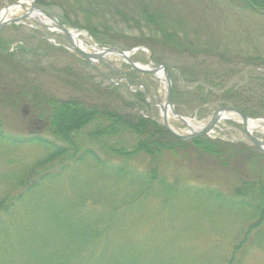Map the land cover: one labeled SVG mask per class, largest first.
<instances>
[{"label":"rangeland","instance_id":"374dc122","mask_svg":"<svg viewBox=\"0 0 264 264\" xmlns=\"http://www.w3.org/2000/svg\"><path fill=\"white\" fill-rule=\"evenodd\" d=\"M18 1L29 7L28 0H0V11ZM37 2L85 33L86 45L142 48L130 56L141 65L151 55L168 72L176 114L193 125L230 106L223 97L239 101L248 118L264 120V14L242 0ZM66 45L30 20L0 30V264H264V203L250 206L257 210L251 213L232 201L255 200L252 191L236 195L241 180L264 181V155L257 157L237 118L204 136L218 146L215 154L178 140L159 125L157 107L128 96L146 91L150 102L163 103L157 78L124 73L128 66L114 56L106 57L109 65L92 64ZM48 98L154 121L164 132L149 124L146 131L162 149L155 159L141 151L119 156L112 150H128L140 136L93 139L86 136L90 126L73 142L58 139L46 119ZM167 121L188 133L173 116ZM254 133L264 142L262 129ZM33 138L66 154L52 158ZM86 150L98 159L78 158Z\"/></svg>","mask_w":264,"mask_h":264},{"label":"trees","instance_id":"16d2710c","mask_svg":"<svg viewBox=\"0 0 264 264\" xmlns=\"http://www.w3.org/2000/svg\"><path fill=\"white\" fill-rule=\"evenodd\" d=\"M35 1H38L37 3L41 2V0H35ZM242 2L247 9H250L253 12L255 11L256 13L258 12V13L264 14V0H242ZM59 19L60 20L62 19L61 15ZM107 89L117 90V86L109 85ZM128 94L129 93L126 92V95ZM128 96L138 99V101L141 104L145 103L143 98L138 93L129 94ZM223 98L225 99L224 101L225 103L245 112V110L242 109L239 101H236L235 99L230 100L229 98H226V97H223ZM77 102L78 101L74 99L70 101L69 100L61 101L57 99L48 98L47 104L49 105V113L46 119L50 120L49 122H50V125L52 126L53 136L57 137L58 139H64L69 142H73V137L76 138L79 135L81 129L85 126H90V129L87 132L86 136L93 137V139L101 138V136H105L107 138L110 135L116 136L118 134L126 133L127 131H129V132H133L134 134L140 136V139L136 143L134 142V146L128 150H124L122 148L113 149L112 151L114 154H118L119 156L125 154V157L127 158L129 155L137 151H141L142 153L148 155V157H151L153 159H155V157L159 155L162 149L161 144H159L154 139V136L152 133H149L148 131H146V126L148 124L153 129V131H157L154 133H160L163 131L162 130L163 128L161 129V127L158 126L154 121L144 119L141 116H134L130 114L121 115V114H118L114 110H111L107 107H102L100 105L80 106L79 102L78 103ZM82 131L80 134H83ZM141 136L143 137L142 139H141ZM33 140L38 141L42 146L49 148V150L51 151L50 156L52 158L62 157V155L66 154L65 149L59 145L56 146L54 144H51L53 146H49L48 144L41 142L37 140L36 138H33ZM7 141L12 143V142H16L17 140L11 137H8ZM188 143H192L199 147H205L206 149L210 150V153L212 154H215L218 152V146L214 145L211 141L207 140L204 137L189 140ZM115 147H109V148H115ZM69 149H72V147ZM75 150L76 149L73 148V152H75ZM77 150L79 149L77 148ZM87 154L98 159V157L94 153H92L90 150H86L78 154V158L83 159L85 158V155ZM256 155L257 157H262V155L259 153H257ZM75 157H76V154L71 153L70 159L71 158L74 159ZM96 161L98 162V164L102 163L99 160H96ZM115 172H118V171L116 170ZM120 172L121 171H119L118 173ZM241 181L242 182L241 184H239L240 185L239 188L235 189L236 195L241 196L247 191L251 195V191H252L256 193L255 195H251V197L255 200L254 202L250 200L248 201L245 200L247 203L244 201H237L236 199H232V201H236L238 205H241L243 207H248V208H250V206H252L254 203H257L258 205H261L262 203H264V181L263 180L257 179L255 181L252 180L251 182L244 181V180H241ZM240 193H243V194H240ZM250 210H251V213H255V211H257L253 207H251ZM259 217L260 216H258V218Z\"/></svg>","mask_w":264,"mask_h":264},{"label":"water","instance_id":"95a60500","mask_svg":"<svg viewBox=\"0 0 264 264\" xmlns=\"http://www.w3.org/2000/svg\"><path fill=\"white\" fill-rule=\"evenodd\" d=\"M22 7V2H16L15 4L7 7L6 9L10 7ZM24 10V14L10 20H3L0 18V30L9 24H20L23 20H29V15L32 13V10L37 11L38 13L42 14L49 22L50 25L53 27V29H50L46 24H43L41 26H44L47 28L48 31H58L60 34L63 35L65 40L67 41L68 45L65 47L75 53H77L82 59L90 62L95 63L98 61H102L109 65L108 61L106 60V56H115L122 60L124 64H126L129 67L130 72H137L141 74H149L154 77H157V74L161 73L163 77V85L165 89V95H164V102L163 104H156V103H149L147 100V93L144 91V100L149 103L151 106H156L160 110V124L163 127L164 130H166L171 136L174 138H177L181 141H188L191 139H195L197 137H201L203 135H206L212 127L216 125L218 121L225 118L226 115H235L241 120V127L243 129L245 138L247 141L252 144L260 153L264 154V143H262L258 138L253 136L247 129V117L238 109L230 106H224L219 107L215 109L209 116V119L207 123L202 126L197 131H194L192 128L189 127L187 120L178 116L173 108L172 100H171V82L168 77L167 71L163 65L160 64H153L151 62V57L149 56L143 65L133 63L129 56L132 52L135 51V49H130L126 51L119 50L117 48L108 47V48H99L97 52H86L82 50L73 39L72 34L68 31L66 27L61 25L53 16L46 14L44 11L39 9L33 4V1H31V6L29 9L22 8ZM120 72V70H118ZM127 86L129 88V84L127 83ZM168 113H171L175 118H177L183 125L187 126L189 133L187 134H178L175 131H173L167 122V115Z\"/></svg>","mask_w":264,"mask_h":264},{"label":"bare ground","instance_id":"6f19581e","mask_svg":"<svg viewBox=\"0 0 264 264\" xmlns=\"http://www.w3.org/2000/svg\"><path fill=\"white\" fill-rule=\"evenodd\" d=\"M30 1L31 0H28L26 2L28 4L29 8L31 6V2ZM20 8L21 7L17 6V7H10L8 9H6V8L5 9H2L0 11V18L3 19V20L4 19L5 20L10 19V18H12V16H14L17 13V10L20 9ZM29 8H27V9H29ZM29 16H30L29 17V20L30 21H34V22H36L39 25L46 24L50 29L53 28L50 25V22L42 14L38 13L37 11L32 10V13H30ZM75 34H76V36H77L76 38L78 40V41L76 40V44L79 45L80 48H82L83 50H85L86 48L88 49L89 46L86 45V44H84L83 41H82V39H81V37H85L86 34L83 33V32H75ZM157 79L160 82L164 83L163 82V77H162V74L161 73L157 74ZM168 115H171L172 116V114H168ZM228 116L229 115H226L225 118H228ZM187 122H188L189 127L192 128L193 130H196L198 128L197 126L193 125L190 121H187ZM248 125H249V128L251 130H254V129H262L263 130L264 129V126L263 125H260V124H258L256 122H253V121H249Z\"/></svg>","mask_w":264,"mask_h":264}]
</instances>
